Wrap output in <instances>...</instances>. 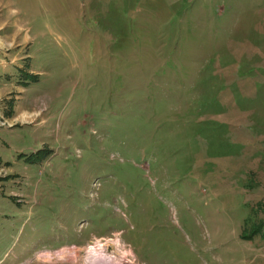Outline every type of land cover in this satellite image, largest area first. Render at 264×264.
Returning a JSON list of instances; mask_svg holds the SVG:
<instances>
[{
  "label": "rangeland",
  "instance_id": "obj_1",
  "mask_svg": "<svg viewBox=\"0 0 264 264\" xmlns=\"http://www.w3.org/2000/svg\"><path fill=\"white\" fill-rule=\"evenodd\" d=\"M0 185V264H264V0H0Z\"/></svg>",
  "mask_w": 264,
  "mask_h": 264
},
{
  "label": "bare ground",
  "instance_id": "obj_2",
  "mask_svg": "<svg viewBox=\"0 0 264 264\" xmlns=\"http://www.w3.org/2000/svg\"><path fill=\"white\" fill-rule=\"evenodd\" d=\"M117 247V246H116ZM78 252L65 250L56 254L57 257H64V255H70L72 259L78 258ZM55 255V254H53ZM119 258H112L106 254L105 246L100 241H96L92 247L87 248L85 253V260L87 264H121L124 260L125 254ZM46 259H51V254L44 255ZM54 257V256H53Z\"/></svg>",
  "mask_w": 264,
  "mask_h": 264
},
{
  "label": "crops",
  "instance_id": "obj_3",
  "mask_svg": "<svg viewBox=\"0 0 264 264\" xmlns=\"http://www.w3.org/2000/svg\"><path fill=\"white\" fill-rule=\"evenodd\" d=\"M1 186V185H0ZM3 186V185H2Z\"/></svg>",
  "mask_w": 264,
  "mask_h": 264
}]
</instances>
